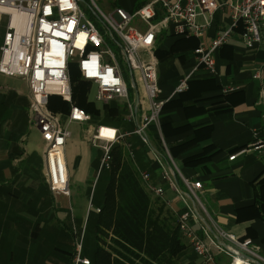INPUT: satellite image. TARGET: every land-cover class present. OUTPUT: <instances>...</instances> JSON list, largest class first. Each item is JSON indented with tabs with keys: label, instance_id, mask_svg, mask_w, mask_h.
I'll return each mask as SVG.
<instances>
[{
	"label": "crops",
	"instance_id": "crops-1",
	"mask_svg": "<svg viewBox=\"0 0 264 264\" xmlns=\"http://www.w3.org/2000/svg\"><path fill=\"white\" fill-rule=\"evenodd\" d=\"M149 1L86 0V8L97 18L90 9L91 2L102 13L111 14L116 8L131 13ZM197 20L203 22L204 17L200 15ZM211 21L204 36L196 39L195 47L174 48L180 37L164 31L157 34L151 54L140 52L141 59L152 58L156 62L162 99H169L180 81L189 77L187 89L167 101H179L178 105L165 110L163 116H168L174 124L189 122L194 127L211 124L209 138L171 154L168 147L182 142L192 130L164 138L160 126L151 125L145 131L147 144L132 134L144 113L146 101L143 90L131 83L123 66L131 96L128 94L125 101L103 104V107L118 105L117 102L123 104L118 109L124 111L119 123L106 122L109 126H101L90 115V122H69L68 114L57 113L59 124L70 133L64 148L68 197L52 193L46 182L44 142L30 122L27 84L19 78L0 74V264H70L81 235L82 248L85 237L87 240L93 237L85 230L92 204L87 213L76 218L69 199L75 188L89 192V197L93 193L103 154L91 145L90 137L98 127L127 134L117 144L131 154L129 158L137 164L140 175L148 176L142 185L151 195L152 208L171 211L176 218L191 210L194 217H189L188 224L198 237H203L204 230L212 236L209 227L212 221L218 229L239 241L250 240L264 257V160L246 151L254 134L264 138V40L248 49L239 36L241 26L235 27L225 44L229 50L221 46L215 52L217 75L212 77L198 66L193 51L198 46H207L217 34L231 27L232 19L227 9H221L212 14ZM132 27L138 31L145 29L138 20L132 22ZM112 45L118 55L119 46L115 42ZM182 47L185 49L180 50ZM88 84L90 91L94 86ZM225 90L228 92L223 93ZM226 95L228 100H223L221 96ZM206 148L211 149L204 162L195 166L184 164V159ZM163 172L169 180L163 177ZM182 178L200 182L199 198L205 212L185 193ZM107 180V176L102 177V181ZM149 188H161V196H155ZM178 263L201 264V260L188 247ZM215 264H230V258L218 255Z\"/></svg>",
	"mask_w": 264,
	"mask_h": 264
},
{
	"label": "built area",
	"instance_id": "built-area-1",
	"mask_svg": "<svg viewBox=\"0 0 264 264\" xmlns=\"http://www.w3.org/2000/svg\"><path fill=\"white\" fill-rule=\"evenodd\" d=\"M90 9L100 20V28L85 18L78 0H0V23L2 17L7 18L0 45V74L19 78L27 84L30 122L44 142L46 182L52 193L67 197L70 192L64 148L70 133L59 124V115L49 111V97L59 96L70 104L69 122H90L91 119L72 104L70 63L75 64L80 80L95 87L94 101L102 104L128 100L125 66L131 83L143 90L146 101L144 113L132 134L147 144L145 131L151 125H159L163 105L172 96L184 92L189 80V77L182 79L169 99L161 98L155 60L140 57L141 51L151 54L157 34L171 31L178 37L201 39L211 25L212 14L227 9L232 26L217 34L207 46H198L193 51L198 66L212 77L217 75L215 52L228 43L235 27L241 26L239 36L248 49L264 40V0H150L131 13L116 8L111 14L102 13L91 2ZM200 15L204 17L203 22L197 20ZM14 16L18 21H14ZM134 20L140 21L145 29L138 31L132 27ZM109 42L119 46L118 55ZM255 78H259L258 75ZM103 128L113 135H102ZM126 135L109 127H98L91 135V145L101 149L103 154L98 175L109 168L111 149ZM246 151L264 160V138L254 134ZM129 157L132 158L130 153ZM163 177L168 179L165 172ZM140 178L143 184L148 176L141 174ZM182 181L185 193L205 212L199 198L200 182L184 178ZM171 186L181 194L173 183ZM149 189L157 197L162 194L161 188ZM191 215L194 217L191 210L178 215L177 226L201 264H215L218 255L229 257L230 264H264V257L250 240L239 241L218 229L212 221L209 226L212 236L204 230L203 237H198L188 224ZM81 250L82 235L75 243L71 264H90Z\"/></svg>",
	"mask_w": 264,
	"mask_h": 264
},
{
	"label": "trees",
	"instance_id": "trees-1",
	"mask_svg": "<svg viewBox=\"0 0 264 264\" xmlns=\"http://www.w3.org/2000/svg\"><path fill=\"white\" fill-rule=\"evenodd\" d=\"M196 44L194 37H180L174 48L195 47ZM222 48L229 50L226 45ZM69 76L73 105L98 120L101 126H109L108 122L119 123L117 104L104 106L101 114L94 103L87 100L90 85L80 80L73 63L69 65ZM221 98L228 100V95ZM178 102L171 100L162 107L159 119L162 136L168 138L189 130L193 133L182 142L170 145L171 154L208 139L211 132V124L198 127L189 122L174 124L168 116H163L165 110L174 108ZM47 107L54 114H68L70 110L69 103L54 95L49 97ZM210 149L187 157L184 164L195 166L204 162ZM110 156L109 168L100 172L91 195L92 208L86 217L85 230L93 237L83 240L82 254L88 257L90 264H175L189 247L178 229L177 218L170 224L169 219L160 217L161 207H158L159 212L152 208L151 195L142 185L138 166L129 158L123 145L113 146ZM103 176L108 180L102 181Z\"/></svg>",
	"mask_w": 264,
	"mask_h": 264
},
{
	"label": "rangeland",
	"instance_id": "rangeland-1",
	"mask_svg": "<svg viewBox=\"0 0 264 264\" xmlns=\"http://www.w3.org/2000/svg\"><path fill=\"white\" fill-rule=\"evenodd\" d=\"M79 7L82 10V12L84 13L85 18L87 20L91 21L97 28H100L101 25H100L99 21L97 20V18H95L91 14V12L89 10H87V8H86V0H83V2H79ZM6 22H7V18L6 17H2L1 23H0V45H1L2 34H3L4 29H5ZM109 46L112 49H114V46L110 42H109ZM95 94H96V89L93 87L89 91V93L87 95V100L88 101H94ZM128 94H130V96H131L132 92L129 91ZM117 103H118V106H120V107L123 106V104L121 102H117ZM94 105L101 112V114H103V110H104L103 109L104 108L103 107V104L102 103H99V102H96V103H94ZM123 115H124V111L119 112V116L120 117L123 116ZM37 142H38L37 145L38 144H39V146L42 145L40 139H38ZM43 146H44V144H43ZM41 148H42V146H41ZM89 194H90L89 192L88 193H84L81 188H75V189H72L71 190V197L69 199V205L72 208V214H73L74 217H76V218L77 217H80V216L82 217V215L84 214V212L87 213V210L89 211V209L91 207L90 206L91 205V203H90V198L91 197H89ZM67 205H68V203H67ZM153 208H155V211H158L159 212V209L160 208L158 209L157 206L156 207H153ZM170 212L171 211H168L166 209H162V212H161V216L160 217L161 218H164V219L167 218V220L168 219L170 220V224H174L175 223L176 216H175V214H172V212L171 213ZM102 245H104V244H102ZM179 261H180V259L177 260L175 262V264H179L178 263ZM191 261H193V260H191Z\"/></svg>",
	"mask_w": 264,
	"mask_h": 264
},
{
	"label": "bare ground",
	"instance_id": "bare-ground-1",
	"mask_svg": "<svg viewBox=\"0 0 264 264\" xmlns=\"http://www.w3.org/2000/svg\"><path fill=\"white\" fill-rule=\"evenodd\" d=\"M14 21H18V18L16 17V16H14ZM101 134L102 135H113V132H111V131H108V129H105V128H103V129H101Z\"/></svg>",
	"mask_w": 264,
	"mask_h": 264
},
{
	"label": "water",
	"instance_id": "water-1",
	"mask_svg": "<svg viewBox=\"0 0 264 264\" xmlns=\"http://www.w3.org/2000/svg\"><path fill=\"white\" fill-rule=\"evenodd\" d=\"M78 2H83V0H78Z\"/></svg>",
	"mask_w": 264,
	"mask_h": 264
}]
</instances>
